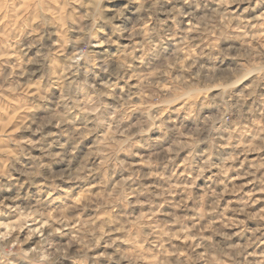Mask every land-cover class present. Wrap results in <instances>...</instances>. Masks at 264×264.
<instances>
[{
  "label": "rangeland",
  "instance_id": "rangeland-1",
  "mask_svg": "<svg viewBox=\"0 0 264 264\" xmlns=\"http://www.w3.org/2000/svg\"><path fill=\"white\" fill-rule=\"evenodd\" d=\"M0 264H264V0H0Z\"/></svg>",
  "mask_w": 264,
  "mask_h": 264
},
{
  "label": "clouds",
  "instance_id": "clouds-1",
  "mask_svg": "<svg viewBox=\"0 0 264 264\" xmlns=\"http://www.w3.org/2000/svg\"><path fill=\"white\" fill-rule=\"evenodd\" d=\"M93 27H95V24H93ZM97 31H99V29H97ZM121 36H123V33H121ZM91 39H96V37H95L94 34H91V35H90L89 43L91 42ZM134 51H135V50L126 52V55H125V58H124V59H125V60H128L129 62H131L133 59H135ZM122 66H123V62H122ZM101 67H104V65L101 64ZM121 78H123V77H121ZM105 87H107V85H106ZM116 87L118 88L119 85L117 84ZM109 90H110L111 92H113V94H114L115 89H109ZM41 195H43V193H41ZM39 259H47V257L41 255V256L39 257Z\"/></svg>",
  "mask_w": 264,
  "mask_h": 264
},
{
  "label": "bare ground",
  "instance_id": "bare-ground-1",
  "mask_svg": "<svg viewBox=\"0 0 264 264\" xmlns=\"http://www.w3.org/2000/svg\"><path fill=\"white\" fill-rule=\"evenodd\" d=\"M36 230H39L38 228ZM38 233V232H37Z\"/></svg>",
  "mask_w": 264,
  "mask_h": 264
}]
</instances>
